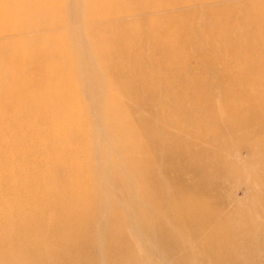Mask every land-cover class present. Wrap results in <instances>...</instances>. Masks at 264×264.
Instances as JSON below:
<instances>
[{
	"label": "rangeland",
	"instance_id": "obj_1",
	"mask_svg": "<svg viewBox=\"0 0 264 264\" xmlns=\"http://www.w3.org/2000/svg\"><path fill=\"white\" fill-rule=\"evenodd\" d=\"M190 152L212 159L195 178ZM263 177L264 0H0V264L77 191L92 264H264ZM190 204L229 250L174 222Z\"/></svg>",
	"mask_w": 264,
	"mask_h": 264
},
{
	"label": "bare ground",
	"instance_id": "obj_2",
	"mask_svg": "<svg viewBox=\"0 0 264 264\" xmlns=\"http://www.w3.org/2000/svg\"><path fill=\"white\" fill-rule=\"evenodd\" d=\"M103 129L98 130L99 137L106 135V133L104 132ZM94 138L95 137H93V139ZM103 138H105V137H103ZM107 153H109V151ZM190 160H191V162L189 164V170L188 171L195 178V175L197 174V172H199L203 167L207 168L209 166V164L211 163L212 159L209 157L200 158L199 156L196 155V153L191 154V152H190ZM57 167H59V166L57 165ZM96 168H97V166H96ZM94 169H95V167H94ZM97 170L99 171L98 168H97ZM103 173H104V175L107 174V173L105 174V172H103ZM110 175H111V173H110ZM100 177H102V175ZM261 180H264V177L261 178ZM205 182L206 183L204 184V186H202L201 183H199V185H201V187H203V190L205 192L213 193V187H215V185H216V183H214L215 180L211 181L208 179V181H205ZM165 187H166V184H165ZM94 189H95V187H94ZM166 189H169V188L166 187ZM192 190L193 189H189L186 192H183V191L179 192V194L176 195V197H173L170 201H168V204L173 207L174 205H176V201L181 200L182 198H184V196L186 198L192 197V195L196 193L195 190L194 191H192ZM191 191L193 194L190 195ZM79 194H81V191L80 192L77 191V193H74V194H72V196H69L65 199L59 198V197L54 198V199H50L52 202V203H50V206H52V208L49 210H51L50 212H52L51 215L53 214L52 222L51 223L48 222L49 224L48 223L44 224V222H46V221H42L43 219H41L40 221H38V223L36 224L34 229L28 230V228H27V230H22V231L20 230V236L17 237V241L23 239V242H27L26 240H28V238H30L31 236H34V235L42 236V237H44L42 239V245L40 247H36V250L38 251L41 248H45L46 251L44 253L37 252L36 250H34V248H33V250L32 249L27 250V253L23 257L18 258V261L16 262L17 264H92V261L97 256H94V254L92 253L94 247L85 248V246L82 242V233H84L83 223H82V221H80L78 216L81 213V211L83 210V208L86 206L85 205L82 206L83 204L80 205L79 203H77V201L79 199ZM79 202H80V199H79ZM34 204L33 203L30 204V206L34 207L35 206ZM163 204H164V202H163ZM68 206H70V210L68 212L64 211V209L68 208ZM33 207H30V208L32 209ZM102 207H103V205H102ZM166 209H165V211H166ZM62 211H64V212H62ZM47 212H48V210H47ZM102 216H103V214H102ZM105 217H106V214H105ZM103 218L104 217H102V219ZM174 220L173 221L177 224L178 223H181V224L189 223L190 225H192V227H191L192 228L191 229V238L193 240L211 239L212 243H214L213 241H216L217 239H221V237H223L224 242H226V243L229 242L230 237L227 236L228 233L225 232L226 231L225 228L226 227L229 228L231 226V225H229L228 220L227 219L223 220V219H219V218H214L212 216V214H207V213L202 212L201 208L198 207V205L190 204V207H189V209L186 210L184 217H175ZM33 222H36V221H33ZM168 222H170V221L163 220V222L161 223V225L163 227H161V231L158 233L159 235L157 236L159 238V240H161L162 242H168L169 240L173 241V240H175L174 238H176L178 236L170 229ZM57 223H59V224H57ZM131 223H133V222H131ZM132 226L134 227L135 224H133ZM97 227L99 228V226H97ZM167 227H169V229H167ZM70 232H76L77 235L81 236V238L71 240L68 236V234ZM177 232H178V230H177ZM128 233H131V232H128ZM10 236H12V237L10 238ZM6 237L7 238H6L5 242L8 245L11 243L16 244V240L14 238V232L11 231ZM133 238H135L139 241V247L141 249L144 246H146L144 239L139 234L133 233ZM228 244L229 243H227L225 245V248L229 250ZM27 245H29V244H27ZM97 245L99 246V244H97ZM37 246H39V245H37ZM58 246H60V247H58ZM150 248H151V246H150ZM216 249H217L216 246L209 248L212 256L214 254H216V251H215ZM100 251L102 252L101 248H100ZM81 252H84V253L89 252V254H91L92 258L90 260L84 261V262L83 261L78 262V261H72L71 260L72 257H74V255H76L77 253H81ZM8 253H9V259H11V256L12 257H18L15 252L11 251ZM96 253L102 255V253H99L98 247H96ZM227 253H230V251H228ZM100 257L103 259L105 258L104 256H100ZM161 261H162V259H161ZM9 263H11V262H9Z\"/></svg>",
	"mask_w": 264,
	"mask_h": 264
}]
</instances>
